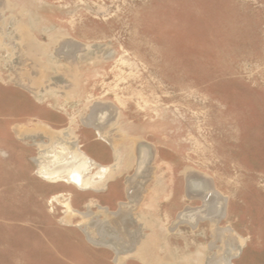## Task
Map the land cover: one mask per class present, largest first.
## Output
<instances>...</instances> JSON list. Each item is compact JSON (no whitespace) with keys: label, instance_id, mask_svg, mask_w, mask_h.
Instances as JSON below:
<instances>
[{"label":"rangeland","instance_id":"rangeland-1","mask_svg":"<svg viewBox=\"0 0 264 264\" xmlns=\"http://www.w3.org/2000/svg\"><path fill=\"white\" fill-rule=\"evenodd\" d=\"M75 144L112 165L102 190L35 174L55 149L77 161ZM114 184L134 196L108 212ZM104 252L264 264V0H0V264Z\"/></svg>","mask_w":264,"mask_h":264},{"label":"bare ground","instance_id":"bare-ground-1","mask_svg":"<svg viewBox=\"0 0 264 264\" xmlns=\"http://www.w3.org/2000/svg\"><path fill=\"white\" fill-rule=\"evenodd\" d=\"M94 119H95V117L90 116L89 117V121H87V123L90 124V125H93L98 131H100L101 130L100 129L101 128L100 125L99 124H95L94 123ZM55 146H59L58 143H55ZM78 148H79V145L78 144H75V149H73V154L78 158V160L75 161L74 163L67 164V166H64V165L61 164V159L63 158V156L60 157V152H58V150L55 149L54 150V154H53V156H55V158L53 160H43L42 163H41V165H39L36 168L35 174L37 176H39V177H42L43 179H45L48 182L56 183L58 181H63L66 184L74 185L76 188H78L80 190H84L85 188H93V189L96 190L97 187H99V188L103 187V185H104L103 180H105V178L107 176L106 175L107 174V171L106 170L108 169V167L107 166L100 165L97 161H95L93 158H91L89 156H86L84 154L82 156L79 155L82 152H80L78 150ZM41 151H43L44 153H46L42 149H41ZM79 162L81 164H78ZM143 163H144V161H143V159H141L140 160V168L139 169H141ZM94 167L97 169V171L93 175H90V170L92 168H94ZM82 169H83V171H82ZM128 192L129 193H127V194H128L129 199H130V198H132V196H134V194H133V192L129 188H128ZM197 193L198 192H196V194ZM198 194H200V196H202L205 199L206 203H205L204 206H209V209H210L206 213V215L202 214L201 217L208 216L214 222L216 220V217L214 215L216 213L217 214H222V207L220 205L221 203H218L217 202L215 196H211V197L209 196L210 198H208V196L206 194L203 195V193H201V192L198 193ZM67 198H68V194L67 193L66 194L65 193H58V194H56V195H54L52 197V200H54L56 202H59V203H64V205L66 207V210L69 213H79V212H77L76 209H72L70 207V205L67 203ZM120 205H122V204L120 203ZM88 212L86 214L85 213H80V215L82 214L83 217H86L88 215ZM199 215H200V213H199ZM218 220H219V218H218ZM105 229H107V227H105V225L103 226V224H100V229L97 230L98 231L97 233L99 235H101V237H104V234H106V232H108ZM85 230L86 231L88 230L87 226H85ZM115 236H116V234H115ZM87 237L91 241H94L95 240L89 234L87 235ZM117 237H116V239H118ZM100 241H103V242H106V243L110 242V241H104L102 239ZM98 242L99 241H97L96 243H98ZM108 245L111 248H114L116 251H118L117 248H116L117 247L116 246L117 244L115 245L113 243H108ZM221 258H224V257L222 256ZM216 262L218 263V261H216ZM220 264H231V263L229 262V260H227V261L224 260V262H221Z\"/></svg>","mask_w":264,"mask_h":264},{"label":"crops","instance_id":"crops-1","mask_svg":"<svg viewBox=\"0 0 264 264\" xmlns=\"http://www.w3.org/2000/svg\"><path fill=\"white\" fill-rule=\"evenodd\" d=\"M92 156V155H91ZM93 157V156H92ZM93 158H95V157H93ZM96 159V158H95ZM94 159V160H95ZM97 160V159H96ZM95 160V161H96ZM98 162H100V163H102V164H104V165H108V166H110V169H111V172H109L108 171V169L106 170L107 171V174H108V176H106V180L107 179H109V177H110V174H112V177L113 176H115V178H116V172H114L112 169H113V167H112V165H110V164H107V163H103L102 161H99V160H97ZM95 172H96V170H95ZM94 172V173H95ZM106 174V175H107ZM103 182H104V180H103ZM106 182V181H105ZM104 182V183H105ZM128 184L130 183V182H132V178H129L128 179ZM105 185L106 184H104V187H105ZM116 185V186H115ZM57 188H59V187H61L60 185H55ZM67 187V186H66ZM103 187V188H104ZM103 188H100V189H97V190H94V189H92V188H85L83 191H85L86 189L87 190H94V191H99V190H102ZM130 190H131V188H129ZM80 190V189H79ZM109 193H108V198H106V197H104V199H107L108 201L106 202V203H104V206L105 207H107V209H108V212H112V211H115V210H112V209H114V208H116V210L117 209H119V207H120V205H119V201H124V200H121V198H122V196L123 197H127L128 199H129V197H128V194L127 193H129L128 192V188H127V186H124V188H123V190L122 189H120V187L117 185V184H114L112 187H107V189H106ZM60 191H68V190H59V191H56V193L57 192H60ZM69 192V194H70V191H68ZM55 194V193H54ZM53 195V194H52ZM90 206V204L89 203H87L86 204V206ZM116 206V207H115ZM122 206V205H121ZM104 248H108V247H104ZM116 253V252H115ZM117 255V254H116ZM109 258H108V256H107V253L106 252H104V264H109ZM113 261V260H112ZM115 262V261H114Z\"/></svg>","mask_w":264,"mask_h":264}]
</instances>
